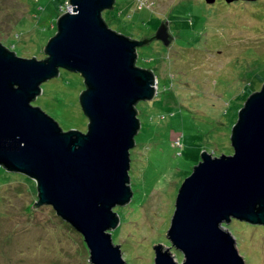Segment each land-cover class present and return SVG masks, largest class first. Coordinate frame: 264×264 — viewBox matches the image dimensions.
<instances>
[{
	"label": "rangeland",
	"instance_id": "374dc122",
	"mask_svg": "<svg viewBox=\"0 0 264 264\" xmlns=\"http://www.w3.org/2000/svg\"><path fill=\"white\" fill-rule=\"evenodd\" d=\"M69 0H0V42L23 58L45 59ZM109 27L132 39L154 34L168 22L173 42L138 48L137 66L154 71V100L138 103L141 129L131 150L133 198L114 210L112 231L126 264H154V244L183 254L167 233L184 180L201 160L234 155L231 134L240 109L264 84V0H116L103 12ZM80 74L61 69L42 84L33 102L63 130H88L80 104ZM37 185L0 168V264H91L82 234L51 205L34 208ZM245 264H264V226L233 220L226 226Z\"/></svg>",
	"mask_w": 264,
	"mask_h": 264
},
{
	"label": "water",
	"instance_id": "95a60500",
	"mask_svg": "<svg viewBox=\"0 0 264 264\" xmlns=\"http://www.w3.org/2000/svg\"><path fill=\"white\" fill-rule=\"evenodd\" d=\"M69 2L45 59L20 57L0 42V168L36 182L34 208L51 205L82 234L91 264H126L112 236L120 225L114 209L133 198L131 150L142 126L137 105L158 91L154 71L137 66V50L153 41L169 46L173 39L168 22L137 39L112 30L102 14L116 0ZM61 69L84 79L86 132L63 130L33 105L42 84ZM231 145L234 155L202 151L179 189L167 237L184 261L155 243L154 264H245L226 226L233 220L264 226V84L240 109Z\"/></svg>",
	"mask_w": 264,
	"mask_h": 264
},
{
	"label": "built area",
	"instance_id": "2783aa9c",
	"mask_svg": "<svg viewBox=\"0 0 264 264\" xmlns=\"http://www.w3.org/2000/svg\"><path fill=\"white\" fill-rule=\"evenodd\" d=\"M72 7L70 5V2L68 3V10H70Z\"/></svg>",
	"mask_w": 264,
	"mask_h": 264
},
{
	"label": "flooded vegetation",
	"instance_id": "af4514ba",
	"mask_svg": "<svg viewBox=\"0 0 264 264\" xmlns=\"http://www.w3.org/2000/svg\"><path fill=\"white\" fill-rule=\"evenodd\" d=\"M243 2H245V1H243ZM247 3H254V2H247ZM171 37H172V39H173V36H172V35H171ZM172 42H173V40H172ZM172 42H171V43H172ZM262 86H263V85H262Z\"/></svg>",
	"mask_w": 264,
	"mask_h": 264
}]
</instances>
